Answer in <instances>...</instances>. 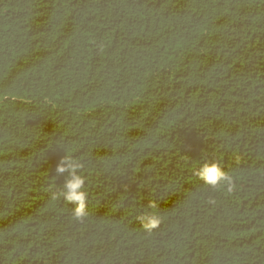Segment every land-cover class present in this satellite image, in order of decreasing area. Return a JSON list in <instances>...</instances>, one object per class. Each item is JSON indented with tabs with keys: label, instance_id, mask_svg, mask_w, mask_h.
I'll use <instances>...</instances> for the list:
<instances>
[{
	"label": "trees",
	"instance_id": "obj_1",
	"mask_svg": "<svg viewBox=\"0 0 264 264\" xmlns=\"http://www.w3.org/2000/svg\"><path fill=\"white\" fill-rule=\"evenodd\" d=\"M0 264H264V0H0Z\"/></svg>",
	"mask_w": 264,
	"mask_h": 264
},
{
	"label": "clouds",
	"instance_id": "obj_2",
	"mask_svg": "<svg viewBox=\"0 0 264 264\" xmlns=\"http://www.w3.org/2000/svg\"><path fill=\"white\" fill-rule=\"evenodd\" d=\"M100 47L102 50L103 46ZM83 168L84 164L78 159L70 155L63 156L56 165L55 172L58 176L67 173V177L62 189L50 191L52 200L62 197L66 203L73 205L72 215L79 222H83L88 216V193L85 190L86 176L81 174ZM193 175L212 189L224 188L231 194L236 188L233 176L215 161L203 163L194 170ZM209 203H215V201L210 200ZM148 207L156 209L158 203L154 200L149 201ZM137 220L148 235L158 229L163 222L162 217L155 212L139 215Z\"/></svg>",
	"mask_w": 264,
	"mask_h": 264
}]
</instances>
